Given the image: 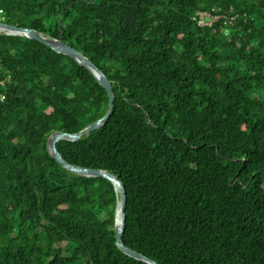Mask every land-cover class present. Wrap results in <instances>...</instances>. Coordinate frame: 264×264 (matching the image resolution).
Instances as JSON below:
<instances>
[{"label":"trees","instance_id":"obj_1","mask_svg":"<svg viewBox=\"0 0 264 264\" xmlns=\"http://www.w3.org/2000/svg\"><path fill=\"white\" fill-rule=\"evenodd\" d=\"M199 10L236 20L200 25ZM0 20L111 80L103 125L57 147L122 181L127 246L159 264H264V0H0ZM108 108L74 57L0 31V264H148L116 244L113 182L48 150Z\"/></svg>","mask_w":264,"mask_h":264},{"label":"water","instance_id":"obj_2","mask_svg":"<svg viewBox=\"0 0 264 264\" xmlns=\"http://www.w3.org/2000/svg\"><path fill=\"white\" fill-rule=\"evenodd\" d=\"M0 30H3L10 34H20V35L27 36L33 39H37L47 44L52 49L58 52L74 57L81 65L88 68L95 75V77L100 82V84L106 89L109 95V108L106 111V113L103 116L99 117L96 121L92 122L91 124H89L88 126H86L85 128L81 129L80 131L76 133H70V132H66L62 130L54 131L49 136L48 141H47L48 150L51 153V155L64 168L68 169L69 171H72L74 173H78L81 175H86V176H103L113 182L120 196V199L118 201V206L115 212V238H116L117 246L126 254L133 256L137 259L143 260L147 262L148 264H159L158 262L146 257L139 251L127 246L122 241V235L124 233V228H125L124 225H125V205H126V188L124 184L122 183V181L118 177H116L114 174L106 170L92 168V167H84V166L70 163L64 158V156L62 155V153L59 151L57 147V143L61 139L78 140L84 134H87L90 131L98 129L99 127L103 125V123L107 120L108 116L110 115V113L112 112L114 108L115 94H114L111 80L85 54H83L80 50L73 47L72 45L66 43L62 39L49 38L45 36L44 34L40 33L39 31H37L36 29L17 26L12 23H8L4 20H0ZM119 206H120V209H118ZM119 210L121 211L120 225H118V222H117V215H118Z\"/></svg>","mask_w":264,"mask_h":264},{"label":"built area","instance_id":"obj_3","mask_svg":"<svg viewBox=\"0 0 264 264\" xmlns=\"http://www.w3.org/2000/svg\"><path fill=\"white\" fill-rule=\"evenodd\" d=\"M194 19L198 21V24L200 25H210L214 21H217L218 19H222L224 24H231L236 20L235 14H219L216 12H211L208 10H199L197 14L194 16ZM5 96H2V99H4Z\"/></svg>","mask_w":264,"mask_h":264},{"label":"bare ground","instance_id":"obj_4","mask_svg":"<svg viewBox=\"0 0 264 264\" xmlns=\"http://www.w3.org/2000/svg\"><path fill=\"white\" fill-rule=\"evenodd\" d=\"M118 209H120V206L118 207ZM120 219H121V211L119 210V211H118V215H117V222H118V225H120Z\"/></svg>","mask_w":264,"mask_h":264},{"label":"rangeland","instance_id":"obj_5","mask_svg":"<svg viewBox=\"0 0 264 264\" xmlns=\"http://www.w3.org/2000/svg\"><path fill=\"white\" fill-rule=\"evenodd\" d=\"M0 31H3V30H0Z\"/></svg>","mask_w":264,"mask_h":264}]
</instances>
